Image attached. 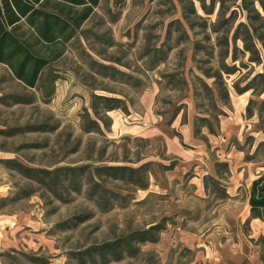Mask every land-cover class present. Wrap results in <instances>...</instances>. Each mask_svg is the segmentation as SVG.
<instances>
[{"label":"rangeland","instance_id":"374dc122","mask_svg":"<svg viewBox=\"0 0 264 264\" xmlns=\"http://www.w3.org/2000/svg\"><path fill=\"white\" fill-rule=\"evenodd\" d=\"M260 175L264 0H100L34 88L0 64L6 264H264Z\"/></svg>","mask_w":264,"mask_h":264},{"label":"trees","instance_id":"16d2710c","mask_svg":"<svg viewBox=\"0 0 264 264\" xmlns=\"http://www.w3.org/2000/svg\"><path fill=\"white\" fill-rule=\"evenodd\" d=\"M98 2L0 0V64L15 80L34 88L44 69L62 57ZM248 204L250 214L264 222V175L252 181Z\"/></svg>","mask_w":264,"mask_h":264},{"label":"crops","instance_id":"0c3cea01","mask_svg":"<svg viewBox=\"0 0 264 264\" xmlns=\"http://www.w3.org/2000/svg\"><path fill=\"white\" fill-rule=\"evenodd\" d=\"M258 177L259 176L254 177L252 181L257 179ZM1 194L2 193L0 192V196ZM247 205H248L247 207L250 209L248 204V198H247ZM4 218H5L4 215H0V264H6V259H9L10 256H14L15 254H17V248H18L17 246L18 240H9L8 238V236L10 235V231H12V227L15 225L16 220L15 218L13 219L11 217H6L7 219ZM254 221L256 223L263 224L260 220H258V218H256Z\"/></svg>","mask_w":264,"mask_h":264}]
</instances>
